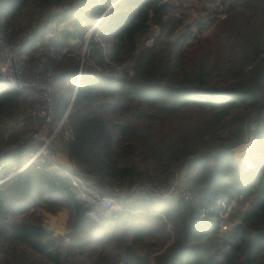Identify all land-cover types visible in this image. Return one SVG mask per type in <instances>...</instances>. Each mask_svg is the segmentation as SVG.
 <instances>
[{"label":"trees","instance_id":"16d2710c","mask_svg":"<svg viewBox=\"0 0 264 264\" xmlns=\"http://www.w3.org/2000/svg\"><path fill=\"white\" fill-rule=\"evenodd\" d=\"M204 1L207 15L188 20L171 0H0L11 43L55 32L43 54L56 116L80 73L63 142L83 178L127 194L170 185L179 168L189 194L176 187L95 219L64 166L19 170L39 144L25 137L32 92L2 84L0 264H264V127L252 164L237 156L247 120L264 112V0ZM61 213L65 236L45 225Z\"/></svg>","mask_w":264,"mask_h":264},{"label":"built area","instance_id":"2783aa9c","mask_svg":"<svg viewBox=\"0 0 264 264\" xmlns=\"http://www.w3.org/2000/svg\"><path fill=\"white\" fill-rule=\"evenodd\" d=\"M44 22L50 25L47 18H44ZM54 38V30L46 31L42 38H34V32L29 30L15 43H11L0 30V84L19 89H29L34 95L33 105L28 111L30 124L25 131V137L35 139L39 144L19 170L34 161L47 163L49 168L64 166V172L71 177L72 185L78 197L85 203L92 205L90 214L95 219H98L101 214L122 210L126 202H135L151 196L168 197L176 187L181 194L189 197L186 184L182 178L178 177L177 169L174 181L170 185L161 181L144 182L141 186L134 185L127 194L126 191L122 192L119 188L104 193L83 178L81 170L73 163V160L71 166L61 163L54 141L62 132L66 134V137L70 136L66 124L79 84L80 73L76 76L74 94L68 101L63 113L56 116V100L53 88L51 93L47 87H52L57 72L47 62L43 54L45 46L51 45ZM28 43H31V48H33L32 54H29L28 49L24 48ZM254 114L252 113L247 120L248 136L246 142L250 140V137L254 139V133L264 127V112L259 114V118H255ZM250 143L249 141L248 144ZM231 223L230 218L225 213L222 219V229H228Z\"/></svg>","mask_w":264,"mask_h":264},{"label":"rangeland","instance_id":"374dc122","mask_svg":"<svg viewBox=\"0 0 264 264\" xmlns=\"http://www.w3.org/2000/svg\"><path fill=\"white\" fill-rule=\"evenodd\" d=\"M72 1L73 0H69L68 3L71 4ZM209 2L210 1H207L208 5L215 6L213 3L211 4ZM204 5H205V1L204 0H171L169 9L171 10L172 13H175L176 15L180 14L181 12L186 13L188 15V20H194L197 17L199 18L201 16L207 15V10H204L203 9ZM55 25H56V22H55ZM60 26L63 27V23H60ZM211 30H212V27L206 28L204 30V33H210ZM157 32H158V30L155 29V33H157ZM173 36H176V34H173ZM152 41H153L152 38H150V39H148L147 42L148 43H152ZM28 53L29 54H32L33 53V48H31V47L28 48ZM85 55H86V53H85V49H84L83 54L81 55L80 66H82V64H83V61L85 59ZM53 84H54V82H53ZM74 90H73L72 95L74 94ZM28 91H30V90L28 89ZM61 92L62 91H60L59 93H61ZM72 95H71V97H72ZM71 97H70V99H71ZM31 100H32V102H31V105L29 106V109L33 105V100H34L33 93H31ZM17 121L20 123V125H23V121H21V120H17ZM15 125L18 126V124H16V123L13 124L12 122H10L9 123V126L11 127L10 129H13L15 127ZM63 136L65 138H67L66 137V134L64 132H62L55 139L54 143H56V141L59 138H61L62 141H63ZM247 136H248V132H247ZM247 136H246V139H247ZM253 140L254 139L252 137H250V140L249 141L251 143L253 142ZM248 142H246V140H245V141H242L239 144V146H238V155L237 156L239 158H241L242 161H249V163L252 164L251 163V160H249L248 157H247L248 156L247 153H248V150H249V144H248ZM15 144H16L15 142L14 143H11V145H15ZM60 161H61V158H60ZM62 164H64V163H62ZM177 169L179 170V176L178 177L181 179V177H182V169L181 170L179 168H177ZM143 183L144 182H137L134 185L137 184L138 186H141V184H143ZM134 185L132 187H130V190L134 187ZM115 188H119V189L121 188L122 189V192H125L126 191L125 188H123V187H119L118 186V187H115ZM115 188H113V189H115ZM134 191L136 192L135 189H134ZM46 216H47V219H46L45 225L47 227L54 229L56 232H58V233H60V234H62L64 236L67 234V231H66L67 230V228H66V218L67 217H66V214L65 213H61V214H58V215L47 214ZM227 216H229L228 213H227Z\"/></svg>","mask_w":264,"mask_h":264},{"label":"crops","instance_id":"0c3cea01","mask_svg":"<svg viewBox=\"0 0 264 264\" xmlns=\"http://www.w3.org/2000/svg\"><path fill=\"white\" fill-rule=\"evenodd\" d=\"M55 148L58 151V154L61 158L62 163H64L66 166H71L72 160L67 152V148L65 146V143L62 141L61 138H59L56 143H54Z\"/></svg>","mask_w":264,"mask_h":264},{"label":"water","instance_id":"95a60500","mask_svg":"<svg viewBox=\"0 0 264 264\" xmlns=\"http://www.w3.org/2000/svg\"><path fill=\"white\" fill-rule=\"evenodd\" d=\"M85 52H86V48H85ZM0 85H2V84H0ZM33 88H34V86H32ZM48 89H49V91L52 93V87H47ZM76 93V92H75ZM70 158H71V160H72V157L70 156ZM82 202H84L83 200H81ZM85 203V202H84ZM47 228H49V227H47Z\"/></svg>","mask_w":264,"mask_h":264}]
</instances>
